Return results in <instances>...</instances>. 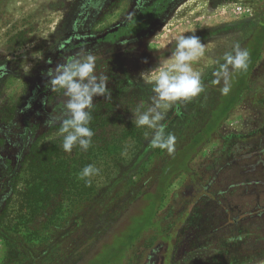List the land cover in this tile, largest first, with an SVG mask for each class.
Segmentation results:
<instances>
[{"label":"rangeland","instance_id":"obj_1","mask_svg":"<svg viewBox=\"0 0 264 264\" xmlns=\"http://www.w3.org/2000/svg\"><path fill=\"white\" fill-rule=\"evenodd\" d=\"M29 1L37 3L42 1L43 6L47 7H50L51 2ZM20 2L21 0H0V12L3 11L5 14L9 12L12 21H15L22 12ZM28 2L25 4L28 5ZM242 2L245 0L228 4L229 7H226L225 11L218 9L216 13L229 9L237 13L235 7ZM212 3L213 0H201L198 8L190 9V12L183 14L182 9H178L174 17L160 30L159 35L176 36L184 32H190L192 35L194 30L191 31L193 28L190 26H194L199 19L207 16L206 13ZM201 6L203 9H200ZM249 6L253 7L252 4ZM81 10L78 9L76 12ZM198 10L202 11L198 13ZM213 15L209 13V18H205L206 27L216 26L217 19L210 22ZM75 20L77 22V14ZM78 26L77 22L75 28ZM175 36H139L135 42L126 38L119 40L116 47L117 63L112 57L106 56L102 49L90 51L97 59L96 73H104L109 77L107 87L110 97L100 96L101 103L92 109L89 127L94 135L87 151L81 149L79 145L74 146L71 153L62 149V137L58 134L61 120L59 117L53 119L55 123L52 127L46 122L41 123L37 138L29 146L28 151L22 154L19 153L20 142L17 138L0 135V159L4 160V165L0 162V264H28L34 260L40 264H106L108 260L105 254L109 246L102 249V244L108 242L114 233L123 230L131 215L138 213L140 205L135 203L138 193L154 186L162 167L176 154L178 148L188 143L202 128L210 114L212 104L216 103L219 95V88L205 87L204 91L194 97L172 103L164 120L161 121L165 126V133H171L176 137L174 151L171 154L166 149L151 146V130L136 127L132 110L141 102L146 106L150 105L151 98L155 95L152 85L145 82L141 73L148 75L157 67L163 66L160 63L162 60L172 59V53L163 56L162 50L171 43L172 52L174 51ZM65 46L66 44L63 45V49ZM154 47L156 54H153ZM232 80L234 82L235 76L231 77ZM236 89L237 86L230 87L229 93L223 95L226 102L221 105H226L225 108L231 107L228 117L191 161V167L199 175L209 163L214 167L215 164L211 161L222 149L227 135L246 134L264 126V44L238 100L235 99ZM58 94L64 97L62 91ZM31 96L26 107L32 104L34 97ZM52 102L48 100V105L51 106ZM55 112L61 111L55 108L50 112L44 111L49 117ZM13 121L12 123L7 121L3 129L17 130L18 122L15 124ZM240 123L246 125L239 127ZM146 132L149 133L148 138H145ZM89 164L99 168V174L81 179L82 169ZM211 167L207 169L210 170ZM188 178L185 173L180 175L167 189L159 212L166 215L164 216L166 222H169L171 213L182 216L192 210L190 205L186 207L188 199L183 201L180 195H176L178 190L186 185ZM87 179L91 180L90 184L85 182ZM189 191L191 194L194 189ZM31 192H34L33 197H36V201L29 202L28 195H31ZM238 195L235 194L233 199L238 198ZM196 196L192 197L193 201ZM95 212L102 215L111 212L113 214L110 216L119 218L109 231L103 230L95 240H91L96 229ZM188 218L186 220L188 222L182 226L183 229H180L184 230L183 232H180L177 225L167 226L165 229V232L173 236L174 243L180 244L177 250V263L200 264L202 261L204 264H227L221 259L219 250L210 251L204 248L186 256L187 250L206 246L209 238L207 232L196 226L197 220L194 217L189 220ZM139 220L141 219L138 218L137 221ZM135 226L136 224L130 225L121 236L129 239L128 234ZM213 228H217V225L214 224ZM158 237L156 231H147L127 251H123V248H126L123 245L127 240L118 241V254L117 256L114 254L115 258H112L110 264L117 263L119 254L127 256V264H140L146 249L155 245ZM211 237L214 238L215 244L221 243L219 232ZM47 246H51V251L41 257V251ZM99 251L101 252L97 255ZM260 253L254 252L252 259L245 264H264V253L262 255ZM259 255V258H254Z\"/></svg>","mask_w":264,"mask_h":264},{"label":"flooded vegetation","instance_id":"obj_2","mask_svg":"<svg viewBox=\"0 0 264 264\" xmlns=\"http://www.w3.org/2000/svg\"><path fill=\"white\" fill-rule=\"evenodd\" d=\"M237 1L213 0L205 18H209V13L219 17H210V22L217 19L216 26L206 27L205 18L199 19L196 25L190 26L193 28L190 30H194L192 35L198 36L205 44V54L192 63L194 70L201 73L204 88L217 87L221 92L224 86L223 79L219 84H213L212 81L216 79L213 73L219 70L220 64L224 63V54L230 52L234 44L239 43L242 49L249 51L246 70H236L229 66V85L231 88L237 86V97H234L236 100L239 99L240 88L248 83L256 57L264 44V41L262 42L264 40V0H248L249 2L245 0L242 4L238 3L235 7L237 13L230 9L216 13L218 9L225 11V8L229 7L228 4H234ZM27 2L28 0H21L19 6L23 7L22 12L15 21H12L9 12L6 14L3 11L0 12V135L17 138L20 142V154L28 151L29 146L33 144L41 123L50 118H63L61 112L53 113L52 117L44 113L45 110L50 112L54 108L61 111L65 101L58 92H52L49 84L50 77L46 75L48 69H55L58 64L65 63L78 53L97 49H102L106 56L112 57L117 63L116 47L119 40L126 38L135 42L139 36H175L174 34L159 35V33L178 9H182L183 14L190 12V9L198 8L201 4V0H141L139 5L136 4L137 0H103L102 7L95 9L88 6L87 0H51L50 7L43 6L42 1L38 3L29 1L28 5L25 4ZM220 4L221 6H218ZM250 4L253 7L249 6ZM78 9L82 10L77 13ZM200 9L203 7L201 6ZM241 9H243L242 12ZM201 11L198 10V13ZM76 14L79 24L77 28H75ZM250 15L254 17L251 18ZM251 25L254 27L252 28ZM189 33L184 32L183 35L190 36ZM156 53L155 50L153 54ZM162 53L163 56L170 55L172 44L165 46ZM40 54H42L41 58H34ZM28 64L32 67L26 73L23 67ZM232 76H235L234 82L231 81ZM31 95L34 97L33 101L31 100L32 104L26 107ZM223 95L221 92L218 112H213L209 120L213 121L216 118L215 114L218 113L229 114L231 107L225 108L226 105H221L226 102ZM48 100L53 101L51 106L48 105ZM100 103L101 97L95 96L94 106ZM7 121L11 123L13 121L15 124L18 122V129L13 131L3 129ZM245 125L246 123H240L239 127ZM0 162L4 165V160L0 159ZM189 181L188 178L186 185L176 193L177 195L182 189L187 190L186 193L191 198L187 197L186 202L193 201L192 197L196 196L193 191L190 194L189 190L194 188ZM186 186L190 187L187 189ZM177 228L183 229L180 225H177ZM179 247L180 244L174 243L173 236L166 232V238L158 237L157 243L146 249L140 264H178ZM204 248H191L187 250L186 256ZM126 258L127 256L124 257L122 264H127ZM199 263L204 264L202 261Z\"/></svg>","mask_w":264,"mask_h":264},{"label":"trees","instance_id":"obj_3","mask_svg":"<svg viewBox=\"0 0 264 264\" xmlns=\"http://www.w3.org/2000/svg\"><path fill=\"white\" fill-rule=\"evenodd\" d=\"M243 89L244 87L240 88L239 94ZM220 95L219 88L218 98L216 103L212 104L205 124L188 143L178 148L176 154L162 167L154 186L138 193L135 201L140 205L138 213L131 215L123 230L117 231L108 242L102 244V249L104 246H109L105 254L108 260L106 264H110L112 258L117 256L118 241L127 240L123 245V247L126 246L123 251H127L147 231L154 230L159 238L161 236L166 238L167 226H183L185 222H188L186 221L188 216V220L194 217L197 220L196 226L198 225L201 231L208 233L209 238L204 247L210 251L219 250L221 259H224L227 264L249 263L254 252L260 251V255L264 253V126L246 134L227 135L224 138V147L211 161L215 164L214 167H211L209 163L200 175L191 167L193 158L209 142L228 116L226 112L218 113L219 116L215 115L216 118L213 121L209 120L212 113L219 110ZM207 167H211L210 170ZM184 173L188 175L189 182H192L194 193H197L196 200L187 202L186 207L190 205L191 211L185 212L186 214L182 216L171 213L169 222H166L164 218L166 215L159 214L165 193L176 178ZM189 187L186 186L187 189ZM186 192L187 190L182 189L178 193L183 201L187 197L191 198ZM30 194L29 202L36 201V197H33L34 192ZM235 194H239L238 198L233 199ZM242 198L245 200L243 201ZM112 214L110 212L102 215L95 212L96 229L91 240H95V237L102 234L103 230L107 232L115 225L119 216L115 218L110 216ZM138 218L141 220L137 221ZM133 224L136 226L128 234L129 239L123 238L122 233ZM214 224L217 228H213ZM218 232L222 240L221 243L215 244L211 235H217ZM51 246L43 248L41 257L49 254ZM260 255L254 258H259ZM118 258L116 264H122L123 255L119 254ZM28 264L40 263L34 260Z\"/></svg>","mask_w":264,"mask_h":264},{"label":"clouds","instance_id":"obj_4","mask_svg":"<svg viewBox=\"0 0 264 264\" xmlns=\"http://www.w3.org/2000/svg\"><path fill=\"white\" fill-rule=\"evenodd\" d=\"M140 3L141 0H137L136 4ZM87 4L99 9L103 5V0H87ZM174 40L172 59L162 60L160 63L163 66L157 67L148 75L141 73L145 82L152 85L155 94L151 98L152 103L146 106L141 102L132 110L136 127H146L151 130V146L166 149L169 154L174 151L176 137L171 133L166 134L165 126L161 123L167 110L173 102L187 100L204 91L201 73L193 69L192 63L205 54V44L194 34L190 36L180 34L175 36ZM41 55L34 58L39 59ZM249 55V51L242 49L239 43L234 44L232 50L224 54V63L220 64L219 70L213 73L216 79L212 81L213 84H219L223 79L222 94L227 95L230 91L229 66L236 70H246ZM31 67V64L25 65L24 72L30 71ZM96 67L97 59L89 51L78 53L65 63L58 64L55 69H48L47 75L50 77L52 92L62 91L63 96L67 98L61 107L63 118L59 121L58 129V134L62 137L61 147L65 152L71 153L76 145L84 151L88 150L94 135L89 127L94 107L93 97H110L107 87L109 77L104 73L97 74ZM46 123L52 127L55 121L50 118ZM148 135L149 133L146 132L145 138H148ZM54 138L50 137V139ZM99 172V168L89 164L82 169L80 178L85 179ZM85 182L90 184L91 180L87 179Z\"/></svg>","mask_w":264,"mask_h":264}]
</instances>
